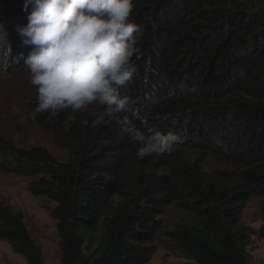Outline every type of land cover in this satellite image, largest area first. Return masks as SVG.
Returning a JSON list of instances; mask_svg holds the SVG:
<instances>
[{"label":"trees","instance_id":"1","mask_svg":"<svg viewBox=\"0 0 264 264\" xmlns=\"http://www.w3.org/2000/svg\"><path fill=\"white\" fill-rule=\"evenodd\" d=\"M133 2L143 56L120 93L137 99L150 126L183 132L184 142L140 159V144L120 135L116 119L97 122L99 105L32 119L30 101L31 120L66 158L0 136V171L36 178L30 194L53 203L60 264H147L169 208L179 222L166 237L185 260L250 264L251 232L240 221L252 198L262 203L256 235L264 241V0ZM25 5L0 0V74L27 69L30 47L17 32L28 22ZM209 159L230 168L204 169ZM0 241L27 264H44L22 214L2 201Z\"/></svg>","mask_w":264,"mask_h":264},{"label":"clouds","instance_id":"2","mask_svg":"<svg viewBox=\"0 0 264 264\" xmlns=\"http://www.w3.org/2000/svg\"><path fill=\"white\" fill-rule=\"evenodd\" d=\"M28 5V22L17 32L30 47L24 65L36 88L32 119L65 110L82 113L99 105L97 122L116 119L120 135L140 144V159L171 154L184 142L183 132L150 126L138 115L137 99L120 93L143 56L138 46L142 29L131 19L133 0H26V10ZM5 39L0 24V43Z\"/></svg>","mask_w":264,"mask_h":264},{"label":"rangeland","instance_id":"3","mask_svg":"<svg viewBox=\"0 0 264 264\" xmlns=\"http://www.w3.org/2000/svg\"><path fill=\"white\" fill-rule=\"evenodd\" d=\"M30 79L28 69L0 74V136L19 148H43L62 162L66 158L64 151L56 147L52 137L36 127L30 118L28 103L36 101V88L31 85ZM97 107L98 105H92L84 111ZM202 167L230 168L212 159L206 160ZM35 179L0 171V201L12 211L22 214L23 224L30 238L39 247L43 263L60 264L59 238L55 223L48 214L53 203L30 194L28 186ZM158 220L160 231L153 242L155 252L147 264H193L185 260L166 237L168 230L178 224L179 214L169 208ZM240 223L251 232L246 248L250 264H264V241L256 235L262 224V203L259 199L252 198L248 201ZM0 264L27 263L21 256L13 253L8 243L0 241Z\"/></svg>","mask_w":264,"mask_h":264}]
</instances>
